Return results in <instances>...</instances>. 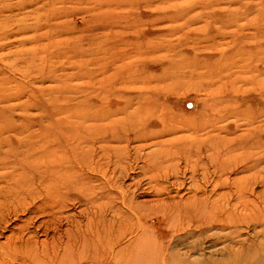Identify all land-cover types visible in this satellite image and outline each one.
Instances as JSON below:
<instances>
[{"label":"rangeland","instance_id":"rangeland-1","mask_svg":"<svg viewBox=\"0 0 264 264\" xmlns=\"http://www.w3.org/2000/svg\"><path fill=\"white\" fill-rule=\"evenodd\" d=\"M139 100L150 114L124 131ZM207 124H229L222 137L246 135L231 150L250 162L233 160L231 181H212L206 196L231 192L234 178L252 183V200L264 196V0H0V184L27 152H53L56 166L42 164L57 186L74 188L60 196L68 218L56 229L40 216L27 231L64 243L70 230L80 246L68 264H151L158 249L170 264L184 240L203 249L230 233L263 237L240 221L220 228L236 217L229 210L207 207L194 220L184 206V158L207 160L161 148ZM10 223L0 242L18 224ZM200 234L202 244L191 238ZM255 255L229 264H264Z\"/></svg>","mask_w":264,"mask_h":264},{"label":"bare ground","instance_id":"bare-ground-1","mask_svg":"<svg viewBox=\"0 0 264 264\" xmlns=\"http://www.w3.org/2000/svg\"><path fill=\"white\" fill-rule=\"evenodd\" d=\"M29 52H34V50L32 49ZM23 56L27 57V54L24 53ZM19 70L24 73L21 68ZM138 103L135 104L136 107L132 108L128 115L123 116L121 125L124 131H128L133 117L147 108L145 105H141L140 100ZM145 112L150 114L149 111ZM227 112L228 109L225 110V113ZM131 113H134L133 116H130ZM114 114L116 115V111H114ZM234 117L238 118L237 115H234ZM225 121H227L226 117L221 120L222 124ZM227 126L229 124L220 127L207 124L192 128L189 135L171 140L170 145H165L161 148V151L168 152L170 157H173V155L182 157L181 155L191 154L197 157L204 156L207 160V162H199L192 158H184V172L190 174L192 179V188L189 193L190 200L184 206L190 209V213L194 214V220H198L201 215L199 211L206 210L207 207L216 209L218 213L222 214L229 210L236 217L234 219L218 220L216 223L222 226L220 228L240 221L247 224L248 227L252 226L249 228H251L253 234L256 236L262 235L263 237L257 242V240L250 238L251 235L236 239L234 233H230L224 235L229 237L228 240L212 242L203 249L196 242L190 244L187 240H184L185 243L182 244L181 249H172L167 256L166 260L170 264L176 262L179 264H229L233 260L253 262L257 261V256L255 255L256 258H253L251 254L258 252L264 254V196L256 194L254 196L255 200L251 199L250 195L253 193L252 183L242 182L234 178L231 182L234 189H231V192H221L215 200L206 196V188L209 187L212 181H215L213 182L215 187L218 185L225 188L228 185V182L231 181L229 176L234 169L231 166L233 160L236 161V165L241 164L247 166V168L249 167L250 157H239L238 155L234 157L231 150L232 144L243 139L246 135L234 136L233 139L226 138V136L222 137L221 133L226 132ZM146 127H148L147 124ZM237 128L240 127L237 126ZM169 133L173 135L170 131H164L158 133V135ZM237 137L239 139H236ZM182 142H186L187 145L193 148L182 147L176 150L175 147ZM34 153L35 151H30L25 154L24 158H17L18 161L13 169H18L21 172H14L12 176L7 177L10 184L7 181L4 185L0 184V231L9 228L10 220L18 222L5 241L0 242V264H68L73 252L80 246V243L74 240L75 236L72 235L70 230L65 231V236L68 239L64 243L61 242L60 234L57 237L53 235L52 240L41 243L34 237L33 232L27 231L33 221L40 216L44 220L43 225L45 227L56 226L57 229L62 219L68 218V215L63 211L60 196H65L74 189L73 187L57 186L51 176L52 172H47V165L42 164L48 162V165L56 166L54 164L55 159L51 156L53 152L47 153V158ZM115 154L119 157L118 153ZM3 162L4 158H0V165ZM158 173L165 174L162 173L161 169ZM225 175L228 177L223 178ZM36 177H38V180L35 179ZM48 179L52 181V184L48 182ZM182 185H184V182H180V186ZM138 229H141L140 226ZM200 236L201 234L191 238L198 239L201 242ZM91 242V240L85 238L84 242L81 243L83 251L91 248L89 245ZM154 253L156 254L151 264H163L161 259L162 250L158 249Z\"/></svg>","mask_w":264,"mask_h":264}]
</instances>
